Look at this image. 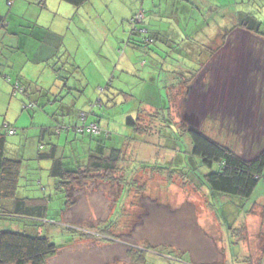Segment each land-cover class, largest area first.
Segmentation results:
<instances>
[{"label":"rangeland","instance_id":"374dc122","mask_svg":"<svg viewBox=\"0 0 264 264\" xmlns=\"http://www.w3.org/2000/svg\"><path fill=\"white\" fill-rule=\"evenodd\" d=\"M14 1L17 10L5 5L8 21L0 27V87H10L8 96L0 92V129L6 131L1 125L5 118L4 124L18 122L20 134L23 125H34L42 113L55 124H82L77 112L91 113L101 98L106 102L98 114L110 122L112 131L104 145L123 152L114 170L74 181L75 193L67 203L64 193L56 194L59 189L50 186L49 171L39 165L50 161L33 158V139L22 144L23 150H12L10 155L20 157L24 165L18 196H52L43 220H29L57 245V254L45 264L259 260L264 174L249 198L208 195L200 177L209 170L195 157L200 181L190 173L196 163L192 166L191 141L184 129L204 130L247 158L264 147V0H198L204 8L191 16L179 12L183 0L174 8L168 0H131L132 5L128 0L127 9L124 0H88L80 7L63 0ZM154 4L159 15L152 17ZM211 4L215 9L210 10ZM130 8L133 18L142 17L139 27L147 31H133L127 18ZM238 12L254 16L258 28L237 26ZM155 29L162 32L157 37ZM151 35L154 40H149ZM39 47L46 59L34 61ZM48 63L59 69L43 68L31 77L34 65ZM17 70L23 82L33 81L26 94H14L12 83L4 79V74H11L14 82ZM183 75L188 81H180ZM174 79L181 83L172 86ZM66 83L69 91L63 87ZM61 88L59 98L56 92ZM62 101L65 107H60ZM54 109L56 114H49ZM129 117L137 125L129 124ZM83 135L88 137L63 135L69 161L87 160L90 135ZM255 203L260 204L255 212L245 214ZM134 252L143 255L139 262Z\"/></svg>","mask_w":264,"mask_h":264},{"label":"trees","instance_id":"16d2710c","mask_svg":"<svg viewBox=\"0 0 264 264\" xmlns=\"http://www.w3.org/2000/svg\"><path fill=\"white\" fill-rule=\"evenodd\" d=\"M40 1L42 2V0H39V3ZM63 1L80 7L88 0ZM13 2L15 1L7 0V6H11ZM44 3L45 2H43V4ZM238 14L237 26H243L245 29L251 31L258 28L259 22L254 16L244 12H238ZM137 18L138 15H135L133 18V31H138L139 33L147 31V28L143 26L139 27L142 23V19L139 21ZM5 23L6 17L0 14V27L5 26ZM155 34L156 37L159 35L157 32ZM194 35H197V31ZM149 38V40L155 39L152 35L149 36ZM194 39L198 38L195 37ZM153 50L156 52V49ZM214 53L213 50L211 55ZM73 69H75L73 73L74 71L76 72L77 68L73 67ZM5 77L8 83H12L14 94H26L27 87L31 86L30 81L26 80L23 82L19 76L15 78L14 82L12 81L11 74H5ZM63 87L66 88L65 91H69L67 83ZM63 92V88L56 92L59 98L63 96ZM63 101L60 102V107H65L66 103ZM39 102L40 101H38V103ZM55 102H58V99H56ZM105 102L106 100L103 101L100 98L98 100V108H94L91 113L85 111L81 113L77 112L80 120H82V124L80 125H77V121L75 124L72 120H68L69 122H66L67 124H62L60 127V124L56 127H49L52 135L60 134V131L62 132L69 129L73 131V136L75 137L87 138L88 136H84L83 134L90 135L88 145H90L91 149L84 165H79L80 162H73L72 166V161H69L70 159H67L66 155H61L59 153L61 145L58 143V139L49 142L48 151L40 149V147L38 149V155L36 157L38 159H48L50 161L49 177L54 180L53 183H50V186H53L55 191L59 189L56 194L63 192L67 199V203L71 195L75 193V188L73 187L74 181H84L88 178L91 179L102 171L114 170L117 162L122 159L121 153L123 152L120 148H112L107 155H105L104 152H100L103 151L106 146L104 145L105 138L110 137L112 133L110 130L102 127L103 125L101 123L106 120L103 116L98 114V111L99 113L102 112L101 110ZM48 104L50 106L52 105V108L55 105L53 102ZM92 105L94 106V104ZM28 106L30 109L36 107L33 101H30ZM24 107L26 108L27 105ZM54 110L56 111L57 109ZM89 120L90 122H88ZM127 122L131 125H137V122L132 117H129ZM94 126L99 129V132L94 129ZM3 127H5L6 131L0 129V219L6 221L7 225L3 229H0V264H45L49 258L57 254V245L49 236L41 234L39 230L35 228V226H38L35 222H29V220H43L48 209V199L52 196L43 195L40 198L18 196L21 178L22 176L24 177V165L20 157L10 155L11 153L8 150L10 142L7 140L8 135L16 134L18 129L14 125L9 126L8 124ZM184 131L189 132L191 147L188 151L192 158L191 161L195 160L196 157L201 165L207 167L209 170L203 173V177H200V181L195 174L200 164L198 160H195V162H192V166L196 163V167H191V172L189 171L200 181L202 188L209 192L208 195L214 196L218 193L239 196L246 199L253 194L264 174V147L259 149L253 156L247 158L237 153L225 142L209 135L204 130L190 126L184 129ZM38 143L39 145L41 144V142ZM96 144L101 145V149L100 151L94 152L92 149L95 148ZM126 183H128V181L125 179L124 184ZM125 186L126 185H124V187ZM213 203L214 202L210 201L212 206L214 205ZM258 205L260 204H253L248 211H245V214L254 213ZM263 207L264 204L262 205V208ZM216 214L220 221L222 216L219 215L218 211ZM51 220H55V218H51ZM30 223H35L36 225ZM228 230L231 231L233 228L229 227ZM229 234L232 235L233 233ZM262 253H264V242L262 243V250L259 252V260L254 262L251 258L249 259V264H262ZM134 254L136 255H134V257H137L135 258V262H139V258L143 257L141 253L134 252Z\"/></svg>","mask_w":264,"mask_h":264},{"label":"crops","instance_id":"0c3cea01","mask_svg":"<svg viewBox=\"0 0 264 264\" xmlns=\"http://www.w3.org/2000/svg\"><path fill=\"white\" fill-rule=\"evenodd\" d=\"M47 1L48 0H42V2H47ZM129 1H130L131 5H132L133 2L131 0H129ZM0 2L2 3V5H0V14L1 15H4L5 5H8V3H7V0H0ZM124 2H125V9H127L126 8V5L128 7L129 2H128V0H124ZM168 4L171 5L172 8H174L177 5V0H168ZM178 5H179V12L180 13H183L185 16H191V12L192 11H194V10H203V8H204V5H202L201 4V1L199 2L198 0H183L182 3L181 4L178 3ZM11 6H12V9L17 10L16 9L17 2H13V4ZM154 7H155V4H154V6L152 5V7H151V11H152L151 12V15H152V17H153L154 14L155 15H159V11L158 10H155ZM213 9H215V6H214V4H211L210 10H213ZM5 17H6V21H8L7 16H5ZM129 17H130V21L133 22V10H131V8L129 9L127 18H129ZM157 17H159V16H157ZM155 30H156L155 32H157L158 34H161L162 33L158 29H155ZM33 35L34 34H32V38L31 39H33ZM56 46H60V40H59V38L56 40ZM156 51L159 53L158 48H156ZM204 58L207 59L208 58V55L205 54L204 55ZM44 59H46L45 58L44 48L39 47L38 50H37V52H36V57L33 60L34 61H37V60L40 61V60H44ZM29 60H31V59L26 58V61H29ZM157 66L159 67V65H157ZM47 67H51L50 69H52L54 71L56 69H59L58 67H55V65H52L50 63H48V65H45V66H39V65L35 66L34 65L33 71L30 74L31 77L37 75L38 72L41 71L43 68L46 69V70H48ZM100 71H101V73H103L102 70H100ZM186 71H187V69H186ZM91 73L95 76V77L93 76L95 79H98V75H96V73H95L94 70H92ZM21 74L22 73H20V71H18V70L15 73L16 76H20V78H24ZM3 76H4V79L6 80L5 74ZM153 77H155V73H154V76ZM103 79H104V77H103ZM25 80H27V79H25ZM104 80H106V78ZM183 80L188 81V79H186V76H184V75L182 76V79L180 81H183ZM29 81H30V83L33 82L32 80H29ZM180 81H179V79L176 80V81L174 79V81H172V86H176ZM158 82H159V80H158ZM110 83L111 82L109 81V84ZM33 85L37 86L38 84L35 83ZM97 85H101V78L97 81ZM9 91H10V87L9 88H6L4 86L3 87H0V92L3 93V94H5V95H7V96H8ZM49 114H55V110L50 111ZM42 115H43L42 118H40V120L38 122H36L35 120L33 121V123L36 122L34 125L28 126V127L26 125H23L24 128L22 129V133H20V134H17L16 133L13 136H11V140L9 141L10 144H9V147H8V150H9L10 153L12 152L13 149H21V150H23L22 144L25 141H29L31 139H33V141L31 142L30 148L33 147V149H34V151L32 153V156H33L34 159L37 158L36 156L38 155V149H39V147H40V149H43L45 151H48L49 147H47V144H49V143H46V141L49 140V142H53L55 140V137H54V135L51 134V131H50L49 127L50 126L56 127L58 124L53 123V120H51L50 117L47 114H43L42 113ZM4 121H5V118L1 122L2 127L5 126V125H7V124L9 126H13V124L11 125L8 122L4 124ZM88 122H90V121H88ZM17 123L18 122H16V124H14V126L18 129ZM74 123L76 124L77 122L74 121ZM62 124H67V123L66 122L60 123L59 127ZM101 124L103 125L102 127H105L106 129H108V130L111 131V129H110V122L109 121H104ZM77 125H80V124H77ZM56 131H58V130H56ZM59 133L60 134H58V137L56 139L59 140L58 143L61 145L60 146V149L62 148V152H63L62 154H64L66 152V142L64 141L65 144L62 143V137H63V135L66 137V135L68 133V136H71L70 139H72L73 138V131H71L69 129V130H65V131H62V132L60 131ZM38 142H41V144L39 145ZM36 143L38 145H36ZM112 148H117V147H113L112 145H106L104 147L103 151H100L101 145L96 144L95 145V148L92 149V151H94V152L95 151L96 152L97 151L104 152L105 155H107ZM85 163H86V160H84V162H82V163H79V165H81V164L84 165ZM39 165L43 166V168H45V169H47L49 171L50 163L39 162ZM71 165L73 166V161H72ZM53 181L54 180H52L51 178L49 179V183H53ZM6 225H7L6 221H4L3 219H0V229H3L4 227H6ZM262 254L264 256V253H262ZM225 261L226 260L221 259V263L222 264H225Z\"/></svg>","mask_w":264,"mask_h":264},{"label":"built area","instance_id":"2783aa9c","mask_svg":"<svg viewBox=\"0 0 264 264\" xmlns=\"http://www.w3.org/2000/svg\"><path fill=\"white\" fill-rule=\"evenodd\" d=\"M138 18H140V15L138 16ZM138 18H137V19H138ZM141 19H142V17H141ZM141 19H140V20H141ZM138 20H139V19H138ZM140 20H139V21H140ZM94 129H95L97 132H99V129H97L96 126H94Z\"/></svg>","mask_w":264,"mask_h":264}]
</instances>
